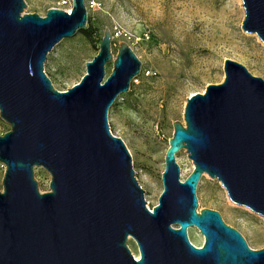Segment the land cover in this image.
Returning <instances> with one entry per match:
<instances>
[{
	"label": "water",
	"instance_id": "water-1",
	"mask_svg": "<svg viewBox=\"0 0 264 264\" xmlns=\"http://www.w3.org/2000/svg\"><path fill=\"white\" fill-rule=\"evenodd\" d=\"M241 4V29L264 44V0ZM24 7V0H0V118L9 125L0 135V264H264V247L250 248L218 211L198 212L196 196L207 174L232 203L264 217V79L225 58L222 81L186 98L150 209L107 119L139 59L125 41L113 55L105 27L80 80L58 90L43 63L54 45L86 27L84 0L44 15ZM181 149L193 165L184 179L175 160ZM35 167L48 172V191L38 189ZM190 226L203 235L200 246L190 242Z\"/></svg>",
	"mask_w": 264,
	"mask_h": 264
},
{
	"label": "rangeland",
	"instance_id": "rangeland-1",
	"mask_svg": "<svg viewBox=\"0 0 264 264\" xmlns=\"http://www.w3.org/2000/svg\"><path fill=\"white\" fill-rule=\"evenodd\" d=\"M24 2V12L39 15L56 6L55 0ZM84 3L86 27L54 45L46 55L43 69L56 89L65 90L84 74L85 62L96 54L105 27L113 34V55L120 41L131 47L140 61V71L131 80L129 89L115 98L107 119L111 133L123 140L131 155L135 177L151 209L162 191L160 175L172 122H183L186 98L202 92L208 84L222 81L225 58L243 64L252 75L264 79V44L255 33L241 29L244 12L237 0H84ZM236 8L241 12L239 17ZM111 68L112 63H106V75ZM0 126L4 132L9 129L1 118ZM175 160L180 178L184 179L192 170V162L184 149L176 153ZM3 172L0 163V191ZM33 176L41 192L49 190L50 176L46 170L35 167ZM196 196L198 212L203 208L218 211L226 224L241 233L250 248L264 247V217L232 203L220 182L203 174L196 186ZM193 228L190 235L197 242L199 230ZM127 245L133 254H138L132 238Z\"/></svg>",
	"mask_w": 264,
	"mask_h": 264
},
{
	"label": "bare ground",
	"instance_id": "bare-ground-1",
	"mask_svg": "<svg viewBox=\"0 0 264 264\" xmlns=\"http://www.w3.org/2000/svg\"><path fill=\"white\" fill-rule=\"evenodd\" d=\"M237 2H238V4H239V6H241V0H237ZM236 14H237L238 17H239L240 14H241V12H240V10H239L238 8H236ZM105 76H106V73H105ZM226 195H227V194H226ZM193 227H194V226H190V227H188V229H187V233H188V234H187V235L189 236V238H190L192 244H194V245H196V246H200V245L202 244V240H203L202 236H203V235H202L200 232L197 231V234H198V237L196 238V241H197V242L193 241L192 238H191V235H190L191 231L194 229ZM196 230H197V229H196ZM133 255H134L135 258L138 257V254H133Z\"/></svg>",
	"mask_w": 264,
	"mask_h": 264
},
{
	"label": "built area",
	"instance_id": "built-area-1",
	"mask_svg": "<svg viewBox=\"0 0 264 264\" xmlns=\"http://www.w3.org/2000/svg\"><path fill=\"white\" fill-rule=\"evenodd\" d=\"M56 8H62L64 10H69L71 8V0H55ZM113 35V34H112ZM4 133L0 126V135Z\"/></svg>",
	"mask_w": 264,
	"mask_h": 264
}]
</instances>
